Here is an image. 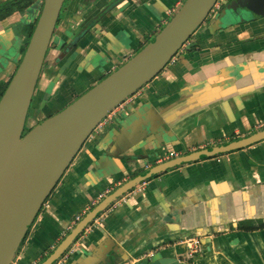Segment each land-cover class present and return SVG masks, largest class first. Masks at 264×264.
Wrapping results in <instances>:
<instances>
[{"label": "crops", "instance_id": "0c3cea01", "mask_svg": "<svg viewBox=\"0 0 264 264\" xmlns=\"http://www.w3.org/2000/svg\"><path fill=\"white\" fill-rule=\"evenodd\" d=\"M100 1L85 9L80 0L70 3L37 83L33 106L42 110L37 118L59 111L134 55L184 2L120 0L77 46L62 50L65 43L71 46L79 27L114 0ZM42 5L43 0H32L0 18V37L10 51L0 65V82L14 74L27 27ZM223 14L224 9L209 15L189 45L92 132L31 226L19 249V264L42 262L99 194L110 190L107 196L176 156L264 129H257L264 120V13L249 10L241 20L232 12ZM146 115L162 125L160 140H143ZM145 193L104 212L80 235L70 256L105 264V252L116 247L121 256L113 248L108 254L115 264H142L146 255L172 247L189 264H264V140L154 175ZM194 236L203 250L190 256L183 240Z\"/></svg>", "mask_w": 264, "mask_h": 264}, {"label": "water", "instance_id": "95a60500", "mask_svg": "<svg viewBox=\"0 0 264 264\" xmlns=\"http://www.w3.org/2000/svg\"><path fill=\"white\" fill-rule=\"evenodd\" d=\"M216 1L184 0L164 27L139 51L68 105L25 131L27 115L65 2L44 0L27 48L0 98V264L12 263L47 198L101 120L167 66L209 16ZM98 2L101 1L80 0V6L91 8ZM227 7L224 9L227 17L231 12L239 16L249 10L264 13V0H229ZM9 53L0 37V65ZM142 130L143 140L151 137L158 141L164 133L162 125L147 115ZM262 140L264 129L218 146L176 156L132 177L90 209L39 264H56L84 230L91 228L95 218L154 175ZM99 249L97 253L100 254ZM111 249L105 252L102 260L105 264H115L108 257ZM172 250V247L168 251L155 250L146 255L143 264H189L181 261ZM111 251L122 255L119 248ZM89 258L69 256L63 264H91Z\"/></svg>", "mask_w": 264, "mask_h": 264}, {"label": "built area", "instance_id": "2783aa9c", "mask_svg": "<svg viewBox=\"0 0 264 264\" xmlns=\"http://www.w3.org/2000/svg\"><path fill=\"white\" fill-rule=\"evenodd\" d=\"M224 0H217L212 8L211 11H216L220 8L222 2ZM189 40L183 44L182 49H184L186 46L189 45ZM175 56L172 58L174 60ZM120 106V105H119ZM115 107L113 110H111L102 120L101 122L98 124V126L96 127V129L98 128H101L103 125H105L107 122H109L110 120L113 119L115 113L117 112L118 110V107ZM264 124V120H261V121H258L257 123V128L261 127L262 125ZM145 183L146 182H142L141 184H139L138 186L134 187L132 190H130L129 192L125 193L123 195V197L121 199H119L117 201L116 204H119L121 201H126L128 199H130L131 197H134L136 195H139V194H142L144 191H145ZM110 190H107L105 191L104 193H101L98 195V197L93 200V203H92V206L96 205L99 203V200L102 199L105 195H106V192H109ZM115 204V205H116ZM115 205H112L111 207L108 208L111 209L112 207L114 208ZM102 215V214H101ZM99 215L97 218H95V221L93 223H97L100 219V216ZM82 218V215H78L76 216L75 218V221L74 223H77L80 219ZM88 229V228H87ZM183 243L186 245L187 247V251L189 253L190 256L192 255H195L197 253H200L202 250H203V246H202V242H201V239L200 237H197V236H194V237H190V238H187V239H184L183 240ZM74 248L72 247L64 256L61 260H59L56 264H63V262L65 260H67L70 256V254L73 252ZM11 264H19V256L18 254L16 255V257L14 258V260L12 261Z\"/></svg>", "mask_w": 264, "mask_h": 264}, {"label": "trees", "instance_id": "16d2710c", "mask_svg": "<svg viewBox=\"0 0 264 264\" xmlns=\"http://www.w3.org/2000/svg\"><path fill=\"white\" fill-rule=\"evenodd\" d=\"M120 0H116L115 2H113L112 4L108 5V7L106 6V8L100 12L91 22L90 24L88 25L87 27V30L89 31L90 28L92 26H94L98 21H100V18L104 15V13H106L112 6H114L117 2H119ZM32 2V0H5L3 2L0 3V18L1 19H4V18H7L9 17L10 15H12L14 12H16L18 9L19 10H22L24 8H26L30 3ZM44 2V1H43ZM38 20V18H37ZM37 20L34 21L33 23L29 24L28 27H27V39H26V42L24 44V47H23V54L27 48V45H28V42L30 40V37L33 33V30L36 26V23H37ZM81 35L77 36L76 37V41L74 44L77 43V40L80 38ZM141 49V48H140ZM139 49V50H140ZM138 50V51H139ZM110 73V72H109ZM109 73L105 74L101 79H103L105 76H107ZM10 80L6 81V82H0V98L2 97L3 93L5 92L8 84H9ZM79 96V95H78ZM77 96V97H78ZM76 97V98H77ZM30 127L26 128V131L29 130ZM261 226H264V223H262ZM31 228V227H30ZM30 228L29 230L27 231V234H26V237L27 235L29 234V231H30ZM25 237V238H26ZM24 238V240H25ZM24 240L22 241L21 245L23 244ZM143 264V263H142Z\"/></svg>", "mask_w": 264, "mask_h": 264}, {"label": "flooded vegetation", "instance_id": "af4514ba", "mask_svg": "<svg viewBox=\"0 0 264 264\" xmlns=\"http://www.w3.org/2000/svg\"><path fill=\"white\" fill-rule=\"evenodd\" d=\"M44 1V0H43ZM73 1V0H72ZM72 1H71V3H72ZM116 0H114V1H110L109 3H108V5H110V4H112L113 2H115ZM228 1L229 0H224L223 2H222V4H221V6H220V8L218 9V10H216V11H211V13L209 14V15H211V14H218V13H220L223 9H225V7H227V4H228ZM249 3V2H248ZM69 5H70V3H68V5H67V7L64 9V12H63V15L61 16V13H62V9H63V7H62V9H61V12H60V15H59V18H58V21H57V24H56V28H55V31H54V34H53V36H52V39H51V43H50V46H49V48H48V51H47V54H46V58H47V56H48V54L50 53V51H51V49L53 48V47H55L54 45H55V42H54V38H55V35H56V33L58 32V29H59V27H60V25H62V22H63V20H64V18H65V16H66V13H67V11H68V9H69ZM108 5H106L107 7H108ZM64 6V5H63ZM249 6H250V4H249ZM112 8V7H111ZM110 8V9H111ZM109 9V10H110ZM100 12H102V10L100 11ZM100 12H98L93 18H92V20L100 13ZM244 15H246V14H241V15H233L232 17L233 18H237V17H242V16H244ZM101 19V18H100ZM91 20V21H92ZM90 21V22H91ZM90 22L89 23H87L85 26H82V27H79V29H78V31L76 32V35H75V38H74V41H73V43L71 44V46L70 45H68V44H64V47H63V49L62 50H66L67 48L68 49H70L72 46H77V43L76 44H74L75 43V41H76V37L77 36H79V35H81L80 36V38L84 35V34H86L87 32H88V30H87V27H88V25L90 24ZM93 27V26H92ZM91 27V28H92ZM90 28V29H91ZM77 29V28H76ZM79 38V39H80ZM78 39V40H79ZM78 40H77V42H78ZM190 40V39H189ZM46 58H45V61H46ZM44 64H45V62H44ZM43 67H44V65H43ZM101 80V79H100ZM36 89H37V87H36ZM36 91V90H35ZM34 95H35V93H34ZM33 99H34V96H33ZM33 99H32V103H31V106H30V109H31V107H33ZM75 99H76V97H75ZM74 100V99H73ZM72 100V101H73ZM69 104V103H68ZM30 109H29V112H30ZM62 109V108H61ZM29 112H28V115H27V120H26V125H25V131H26V128H28V127H32V126H34L36 123H38L39 121H41L42 119H39V118H37L36 119V122L35 123H33V124H31V125H29V119H30V115H29ZM46 118V117H45ZM44 119V118H43ZM262 127H264V124L261 126V127H259V128H257V129H261ZM257 132V131H256ZM239 138H242V137H240V136H235L234 138H233V140H236V139H239ZM233 140H231V141H233ZM224 144V143H223ZM174 153V155H178V152L177 151H174L173 152ZM166 155V154H165ZM166 156H168V154L166 155ZM122 182L121 181H119L118 182V184H121ZM114 191V190H113ZM50 196V195H49ZM49 198V197H48ZM48 198H47V200H48ZM46 200V201H47ZM46 203V202H45ZM44 203V204H45ZM44 206V205H43ZM95 206V205H94ZM94 206H92V208L94 207ZM91 208V209H92ZM42 209H43V207H42ZM42 209L39 211V213L42 211ZM39 213H38V215H39ZM38 217V216H37ZM36 217V218H37ZM36 220V219H35ZM35 222V221H34ZM80 237V236H79ZM78 237V238H79ZM27 238V237H26ZM25 238V239H26ZM77 238V239H78ZM77 239H76V241H77ZM25 241V240H24ZM76 241H75V243L74 244H76ZM73 244V245H74ZM72 245V246H73ZM22 246V245H21ZM20 246V247H21ZM72 246L68 249V251L72 248ZM67 251V252H68ZM18 254H19V251H18Z\"/></svg>", "mask_w": 264, "mask_h": 264}, {"label": "rangeland", "instance_id": "374dc122", "mask_svg": "<svg viewBox=\"0 0 264 264\" xmlns=\"http://www.w3.org/2000/svg\"><path fill=\"white\" fill-rule=\"evenodd\" d=\"M72 0H65L64 2V6H63V9H62V13H61V16L63 15V12H64V9L67 7L68 3H71ZM228 8V7H227ZM44 110V109H43ZM42 112V110H38V109H35L34 106L31 107L30 109V112H29V115L31 116L30 119H29V125L33 124L36 122V119H37V115H39V113ZM47 115H49V113L47 112L46 113Z\"/></svg>", "mask_w": 264, "mask_h": 264}]
</instances>
